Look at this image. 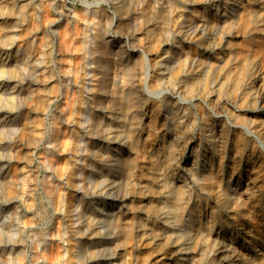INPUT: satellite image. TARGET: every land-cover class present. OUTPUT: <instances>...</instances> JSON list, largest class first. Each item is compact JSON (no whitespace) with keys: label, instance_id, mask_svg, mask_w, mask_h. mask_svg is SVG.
<instances>
[{"label":"clouds","instance_id":"1","mask_svg":"<svg viewBox=\"0 0 264 264\" xmlns=\"http://www.w3.org/2000/svg\"><path fill=\"white\" fill-rule=\"evenodd\" d=\"M197 4L205 13L186 16ZM6 18L15 23L0 27V264H49L54 245V264H128L122 251L139 232L179 253L203 248L193 264H209L221 245L211 238L217 219L244 207L243 193L232 179L207 175L210 157L177 145L203 131L212 140L226 120L264 152V121L224 103L264 112V85L248 93L251 102L235 103L245 82L232 92L216 84L238 57L217 66L189 46L213 55L239 47L229 38L264 30V0H0ZM253 64L245 58L246 70ZM152 108L162 129L147 122ZM160 131L171 141L163 160L146 147ZM144 158L152 186L139 182ZM18 161L24 167L13 173ZM141 195L158 199L137 204ZM211 199L218 208L209 221ZM249 264H264V253Z\"/></svg>","mask_w":264,"mask_h":264},{"label":"bare ground","instance_id":"2","mask_svg":"<svg viewBox=\"0 0 264 264\" xmlns=\"http://www.w3.org/2000/svg\"><path fill=\"white\" fill-rule=\"evenodd\" d=\"M252 7H256V6L254 5ZM205 8L206 6L203 4L190 5L189 12L185 13V15L190 16L192 12L205 13ZM206 15H208V17L212 19L214 14L212 12H208L206 13ZM13 19L14 18H10V21L8 23H5L4 27L12 26ZM194 19L196 23L200 22L199 17H196ZM213 22L216 21L213 19ZM28 39L30 40L31 37H28ZM229 39L232 41V43L238 45L239 47L231 51L227 49L223 51L217 49L216 55L206 52L203 48H198V51L194 52V54L200 57V59L208 60L211 63L216 64L217 66H223L225 63H227L229 60V56L238 57L235 64L229 63L226 68H222L221 72L217 74L218 80L216 86L220 87L221 85H223L226 92H232L236 88L238 81H244L245 83H244L243 91L234 98L235 103L244 105L246 100L248 102H251L248 93L260 90L262 85H264V76L262 75L258 77V74L262 72V70H264V30L253 32L250 36L247 37H245L244 35H238V36L230 37ZM13 51H15V49H13ZM245 58L254 61L252 70L245 69ZM7 63L8 66L11 67L12 65H14L15 60L10 59L8 60ZM256 76L258 78L252 80L253 79L252 77H256ZM198 78H199V74H197V76L194 77L193 79H198ZM246 80H248V82H246ZM216 98H217L216 96H213L211 99L215 100ZM259 99L261 103H264V94H261ZM224 103L226 104L228 110L234 112L238 117L256 118L264 121V112L248 111L243 106L237 109L233 107L232 104H227L226 101ZM157 116L158 117L156 123L155 122H148V123H154L158 129H162L164 123V120L162 118L163 114L159 112ZM148 117H151V111L149 112ZM68 118L71 119V116L69 115ZM259 127L260 125H257V128ZM64 128L67 131L68 126L65 125ZM236 131H237L236 127L227 125L226 120H221L217 123L215 137L212 140L203 141L200 138L201 136L210 135L208 131H203L201 134H198V137L195 141H192L190 139L187 142L182 141L177 145V147L183 149L187 153L188 157L192 156V152L194 149L202 152L205 156L210 157L212 159V166L208 169L207 175L213 177H228L229 179H232L234 183L239 187L240 191L243 193V200H244V195L248 191L249 183L247 184L243 180L247 175V170L253 168V166L250 167V164L255 160H254L253 151H249V152L247 151L248 147L245 141L242 140L241 136L235 135ZM144 139H147V136H145ZM170 143L171 141L165 137L164 131H160L158 135H154V140L147 149L148 156L151 157L163 153V155L160 156L161 160H163L164 156L167 155V149ZM28 150L29 149L27 148H23V154ZM57 161L58 163L63 165L66 163V157H58ZM21 164H20L21 168H23L24 164L22 161ZM151 167H152L151 163L147 158H145V164L142 168V172L140 173L139 182L141 184L152 186L154 173L149 171ZM216 191L217 189L215 187H212L210 189V192L213 195L216 193ZM133 199L137 204H148V203H155V201L158 198L141 195L134 197ZM212 200L216 203L214 199ZM207 203L208 202L206 201L205 203L206 208H207ZM131 215L132 213H129V217H131ZM136 215L140 218H145L146 216V214L144 213H137ZM209 217L207 218L208 220ZM220 220L226 221V225L223 230H221L219 226ZM231 220L232 217L230 216H225V217L220 216L217 219L216 228L218 230H215L212 233L211 238L212 240L221 241V245L214 251L210 260L212 261L217 260L215 264H228L229 259H231L233 256H236V259L238 257L241 262L249 264L250 260L257 257L258 251L260 253H264L263 251L264 246L262 240H260L261 235L259 233V228L248 225V227L246 228L244 227L243 230H241V228L237 227V224L239 223L235 222L236 224H233ZM149 227L150 228L154 227L155 231L162 230V225L159 224L153 225L151 222H149ZM239 232H242L247 236L246 237L244 235L247 238L245 241L247 243V247L249 248L247 252H242L236 243L239 242L237 241L239 238ZM144 233L145 232H139L136 234L139 236ZM146 235H148V237L151 239V241L154 244L160 245V247L163 248V251L158 253L157 255L160 256L159 261L157 262L158 264H193V261L196 260V258L194 257L195 255H187L189 252L179 253L177 248L165 247L164 246L165 242L163 239H156L154 241L149 234L145 233V236ZM229 244L232 245L235 249H237L236 254H233L232 251L228 247H226V245ZM215 256H217L216 259ZM51 258L53 259L54 256L51 257L50 255V259ZM55 258L57 257L55 256ZM52 259L50 261H52Z\"/></svg>","mask_w":264,"mask_h":264},{"label":"rangeland","instance_id":"3","mask_svg":"<svg viewBox=\"0 0 264 264\" xmlns=\"http://www.w3.org/2000/svg\"><path fill=\"white\" fill-rule=\"evenodd\" d=\"M26 2H27V0H21L22 4L26 3ZM9 21H10V18L0 19V27H4L5 23H8ZM14 23H15V19H13V24ZM125 23H127V21H125ZM28 30H29L28 25H25V27L21 30L22 34H24L26 36ZM40 35H42V33ZM189 47L191 48V50L193 52L198 51V48L195 47V45H190ZM69 66H71V65H69ZM262 75L264 76V70H262V72H260L258 74V77H260ZM258 77L257 76L252 77L253 78L252 80H254L255 78H258ZM246 82H248V80H246ZM158 113H159V111H157L155 108H152L151 109V117H147V122H155L156 123ZM30 115L31 116L28 117L30 119L34 120L37 118V114L34 112L31 113ZM64 130H65V128H64ZM261 131H264V129H261ZM235 135H239L242 137V140L245 141V143L248 147L247 148L248 152L253 151L255 161L251 162L250 167L253 166V168H250L249 170H247V175L243 180L245 183H247V184L249 183L248 184V191L244 195V207L236 208L234 211H232L230 213H221L220 216L232 217L231 221L233 222V224L239 223V224H237V227L241 228V230H243L244 227L245 228L248 227V225L259 228V233L261 235L260 240H262V243L264 246V152H261L259 150V148L256 146V142L252 141L247 136L245 137V134H243L240 129L237 128ZM153 140H154V136L152 137L151 140H148L147 146H146L147 149H148L149 145H151ZM21 150H22L21 155H23V148ZM18 162L13 167V173H15L16 169L19 168V166L21 168V165H22L21 161H18ZM144 164H145V158L140 161V166H141L140 168L141 169L143 168ZM210 201H211V203H210ZM207 202H208L207 208H206L207 209V218L210 216L209 217V221H210L213 219V216L216 214L218 205L212 199L208 200ZM216 230H218V229L216 228ZM244 235L246 236V234L239 232V238L237 240L239 242H236V243L242 252H247V250L249 249L247 247V243L245 241L247 239L246 238L247 236L245 237ZM162 251H163V248L160 247V245L154 244L151 241V239L148 237V235L145 236V233H144V234H141L138 236L135 233L133 236V240L130 243L127 252L124 253L122 251V254H123V256H126L128 264H139V263L140 264H158L157 262L159 261L160 256H157V255H158V253H160ZM60 252H61L60 248L58 246H55V245L49 249V253H48L49 254V264H54V261H55V259H58ZM202 252H203V248L196 247L192 251H190L187 255H195L194 257L196 258V260H199L201 255H202ZM50 255H51V257L54 256L53 259L51 258L52 261H50L51 260ZM55 256L57 258H55ZM216 258H217V256H215V259ZM139 261H141V262H139ZM216 261L210 260L209 264H215ZM228 264H246V263L241 262L238 257L236 259V256H233L231 259H229Z\"/></svg>","mask_w":264,"mask_h":264}]
</instances>
